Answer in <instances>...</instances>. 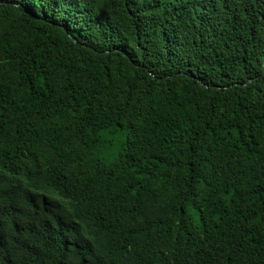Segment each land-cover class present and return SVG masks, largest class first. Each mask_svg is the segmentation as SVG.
Wrapping results in <instances>:
<instances>
[{
	"label": "trees",
	"instance_id": "16d2710c",
	"mask_svg": "<svg viewBox=\"0 0 264 264\" xmlns=\"http://www.w3.org/2000/svg\"><path fill=\"white\" fill-rule=\"evenodd\" d=\"M0 264H264V0H0Z\"/></svg>",
	"mask_w": 264,
	"mask_h": 264
},
{
	"label": "rangeland",
	"instance_id": "374dc122",
	"mask_svg": "<svg viewBox=\"0 0 264 264\" xmlns=\"http://www.w3.org/2000/svg\"><path fill=\"white\" fill-rule=\"evenodd\" d=\"M124 137H125L124 134L121 133V132H119V133H117V134H115L113 136V139L115 140V143L113 145V148H111L109 150L110 153L106 154V159L107 160L111 159L114 156V154L116 153L117 149H119L121 141H123Z\"/></svg>",
	"mask_w": 264,
	"mask_h": 264
}]
</instances>
